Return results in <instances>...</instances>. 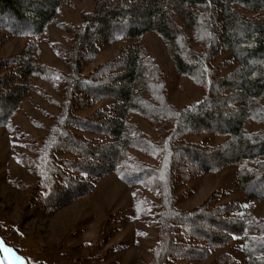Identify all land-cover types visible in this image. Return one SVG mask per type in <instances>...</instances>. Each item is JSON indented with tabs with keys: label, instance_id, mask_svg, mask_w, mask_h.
I'll return each mask as SVG.
<instances>
[{
	"label": "trees",
	"instance_id": "1",
	"mask_svg": "<svg viewBox=\"0 0 264 264\" xmlns=\"http://www.w3.org/2000/svg\"><path fill=\"white\" fill-rule=\"evenodd\" d=\"M69 1L0 0V28L27 37L24 51L0 59V127L18 131L13 120L25 99L32 92L47 95L34 78L63 85L62 99L51 101L58 112L42 124L45 135L40 141L26 135L27 152L19 157L36 175L39 202L61 208L91 193L95 180L116 174L136 187L135 217L157 210L158 235L147 264H197L237 237L247 264H264V218L254 219L236 201L221 204L215 194L193 208L177 204L179 185L231 165L247 197L264 198V129L246 127L249 119L264 124V0H96L80 23L61 24L72 34L71 48L53 47L64 53L66 72L37 54L40 37ZM149 31L163 39L177 73L204 90L201 99L182 108L169 101L165 73L141 43ZM126 38L133 44L83 72L101 46ZM223 49L235 62L227 72L230 61L213 62ZM108 98L113 101L91 114L75 113ZM130 113L147 119L158 138L130 122ZM200 133L228 138L216 145L186 139ZM243 209V216L235 215ZM3 230L0 224L11 245ZM216 262L238 264L230 252Z\"/></svg>",
	"mask_w": 264,
	"mask_h": 264
},
{
	"label": "rangeland",
	"instance_id": "2",
	"mask_svg": "<svg viewBox=\"0 0 264 264\" xmlns=\"http://www.w3.org/2000/svg\"><path fill=\"white\" fill-rule=\"evenodd\" d=\"M95 5L96 0H70L60 6L56 21L49 24L47 32L39 39L37 57L40 62L68 71L64 53L55 51L53 47L54 44L65 49L71 48L72 34L64 30L61 24L80 23L83 15L93 11ZM133 42L126 38L101 46L97 56L86 62L83 72L89 73L99 63L116 56ZM141 43L165 73L168 97L173 105L182 108L203 97L204 90L200 86L177 73L167 46L159 35L149 31L141 38ZM26 44L27 37L11 36L0 28V59L21 53ZM223 60L230 61L223 72L235 66L228 50L223 49L213 62L220 63ZM33 83L43 87L47 95L32 92L25 99L13 120L18 131L0 127V224L9 242L31 264L40 261L47 264L149 263L158 235L157 226L152 222L156 219L157 210L151 209L147 215L135 217L132 201L136 187L126 185L116 174L95 180V188L91 193L61 208L54 209L51 205L39 202V195L34 191L36 175L32 169L19 162V157L27 152L26 135L38 141L45 135L42 124H49L50 115L58 112L59 107L51 101L62 99L63 85L50 84L38 78H34ZM112 101L111 98L103 99L95 105L76 108L75 113L88 115ZM128 119L144 132L158 138L156 129L147 119L135 113H130ZM246 127L250 132H257L264 129V124L249 119ZM76 132L87 137L108 139L107 136L86 130L76 129ZM227 138L212 133L186 136L189 141L211 145L219 144ZM134 153L143 160L154 161L136 151ZM237 172V166L231 165L216 172L203 173L179 185L177 194L181 196L178 206L193 208L215 194L221 204L236 201L254 219L264 218V198L249 199L239 187ZM147 193L156 199L155 195ZM244 214V209L235 213L240 217ZM222 252L233 254L238 264H247L239 237L197 264H219L216 258Z\"/></svg>",
	"mask_w": 264,
	"mask_h": 264
},
{
	"label": "water",
	"instance_id": "3",
	"mask_svg": "<svg viewBox=\"0 0 264 264\" xmlns=\"http://www.w3.org/2000/svg\"><path fill=\"white\" fill-rule=\"evenodd\" d=\"M0 241H3V245L0 246V264H29V260L15 247L8 244L1 235ZM5 247L11 249L12 251L6 252L4 250ZM17 257H19V259H17Z\"/></svg>",
	"mask_w": 264,
	"mask_h": 264
},
{
	"label": "snow or ice",
	"instance_id": "4",
	"mask_svg": "<svg viewBox=\"0 0 264 264\" xmlns=\"http://www.w3.org/2000/svg\"><path fill=\"white\" fill-rule=\"evenodd\" d=\"M211 2V0H209V3ZM57 79H59V77H57ZM246 207H247V205H246ZM3 245V241H0V246H2ZM4 250L6 251V252H11L12 250L11 249H9V248H4ZM17 259H19V257H17Z\"/></svg>",
	"mask_w": 264,
	"mask_h": 264
}]
</instances>
